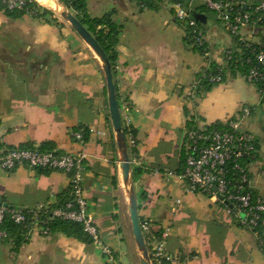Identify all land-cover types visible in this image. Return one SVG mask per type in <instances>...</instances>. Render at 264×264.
I'll use <instances>...</instances> for the list:
<instances>
[{
    "label": "crops",
    "instance_id": "crops-1",
    "mask_svg": "<svg viewBox=\"0 0 264 264\" xmlns=\"http://www.w3.org/2000/svg\"><path fill=\"white\" fill-rule=\"evenodd\" d=\"M174 1L86 0L91 16L111 12L121 26L113 80L122 126L134 130L135 153L127 151L130 179L133 168L142 170L131 185L138 218L148 221L147 245L163 241L175 260L171 264H264L254 234L217 200L185 192L178 177L189 124L224 122L244 106L264 110V99L253 83L229 71L223 82L195 95L199 72L209 63L225 66V53L236 43L215 14L183 0L204 16L205 52L193 49L174 17ZM238 37L264 49V25L244 26ZM77 128L88 131L86 142L74 138ZM115 135L101 62L69 22L52 9L38 17H12L0 5V152L50 141L57 152L84 154V195L102 242L119 264H140ZM256 140L250 185L264 196L262 145ZM68 190L69 176L61 171L0 169L1 204L53 207ZM11 248L0 240V264H106L98 245L62 232L41 235L34 223L17 252Z\"/></svg>",
    "mask_w": 264,
    "mask_h": 264
},
{
    "label": "built area",
    "instance_id": "built-area-1",
    "mask_svg": "<svg viewBox=\"0 0 264 264\" xmlns=\"http://www.w3.org/2000/svg\"><path fill=\"white\" fill-rule=\"evenodd\" d=\"M0 1L8 9H21L25 4V0ZM192 1L213 11L224 29L233 36H238L239 30L244 26H255L258 19L252 17L251 12L248 11L249 8L254 6L255 13L264 11V0ZM173 13L175 19L184 21L193 29L194 44L202 45L203 33L198 28L197 21L191 16L190 8L176 0L173 3ZM232 58L233 51L228 49L225 53V65L232 61ZM255 60L256 65L249 68L245 78L253 84L264 83V51L258 52ZM247 62H250L249 59ZM211 80L219 81V77H213ZM260 93L263 97V92L260 91ZM251 113L250 107H242L235 117L223 122L224 128L221 130L210 129L208 125L188 129L182 145L184 162L178 174L185 184V192L207 195L226 203L228 212L231 210L235 212V221L250 229L256 227L258 222L264 226V196L259 194L253 196L249 192L251 189L249 166L256 159L257 140L251 132L243 128V120ZM73 136L79 143H83L80 133L74 132ZM127 145L128 147L136 146L132 136L129 137ZM84 158L82 153H58L55 150H40L38 147L15 146L0 152L1 170L26 166L30 169L61 171L69 176L72 194L69 201L55 208L43 204L33 208L0 205V240L6 237V232L1 227L6 216L18 224L26 222L31 217L41 235L50 233L48 222L51 219L69 220L80 224L91 243L100 247L106 264H119L114 251L102 242L89 211L83 189ZM131 162L137 163L135 157ZM179 203L180 200H176L175 206L172 207L173 212ZM140 226L142 231L148 229L147 222H143ZM253 234L256 237L258 235L256 231H253ZM148 253L150 258L175 262L174 258L165 251L163 241L157 242L148 249Z\"/></svg>",
    "mask_w": 264,
    "mask_h": 264
},
{
    "label": "trees",
    "instance_id": "trees-1",
    "mask_svg": "<svg viewBox=\"0 0 264 264\" xmlns=\"http://www.w3.org/2000/svg\"><path fill=\"white\" fill-rule=\"evenodd\" d=\"M142 2L144 0H141ZM181 2L184 6L186 4L183 0H177ZM59 3H61L67 10H69L75 18L87 29V31L93 36V38L96 40V42L99 44V46L104 51L110 67L112 71L113 77L115 76V66H116V45L118 42V35L121 30V26L116 24L112 19V13L108 12L98 17L91 16L87 11V3L86 0H58ZM1 8L12 17H19L22 15H30L34 17H38L41 15L46 14L47 12H50V9L45 8L41 5H39L35 0H25V4L21 9H8L6 8L0 1ZM254 6L248 9L249 12H251L252 17L254 19H258L256 21L255 27L264 25V11L260 10L257 13L253 12ZM196 11H206L211 12L215 14L213 11H209L204 6H199ZM195 12H191V16L194 18ZM216 15V14H215ZM195 19V18H194ZM176 22L180 24V26L183 27L185 32V41L188 45H192V48L200 51L201 53H204L205 50V43L202 45L194 44V38H193V29L186 25L184 21L176 19ZM197 26L203 33L202 29V23L197 21ZM233 36V35H232ZM235 39L236 46L232 48L233 51V58L232 61L228 62L225 66L221 67L219 65H216L214 63H209L208 67L201 70L199 74L197 75L196 84H195V95L198 96L202 92L210 91L214 86L224 81L225 73L226 71H229L233 74H239L242 76H246L249 68L252 65H256V54L260 51H264L262 47L259 45L249 43L247 41L240 40L238 36H233ZM249 59V63L247 60ZM261 68V67H260ZM213 77H219V81L211 80ZM254 85L257 87V89L263 92L264 97V83H254ZM115 94L117 102L119 103V96L116 92L115 88ZM192 123V122H190ZM194 126L189 124L188 129L193 128ZM208 128L210 129H218L221 130L224 128L223 122H215L213 124L208 125ZM187 129V130H188ZM122 131L125 135V139L128 135H133L134 138V130L127 129V127L122 126ZM77 133H80L82 135L83 143L86 142L88 139V131L84 128H77ZM127 140V139H126ZM136 143V141H135ZM19 148H32V145L25 144V145H19ZM40 150L44 151H52L53 146L50 141H46L41 143L39 146H37ZM258 147V146H257ZM129 150L130 154L135 153V147H128L127 145V151ZM60 153V152H58ZM182 158L184 162V152L182 149ZM183 163L179 169V172H181ZM36 170H48V169H36ZM142 173V170L140 168L132 169L131 171V179L134 180L137 176H139ZM249 192L256 196L258 195L252 188L249 190ZM147 197L146 192L142 193L141 199H145ZM72 198L71 194V188L69 185V190L64 193L63 195L59 196V200L57 203L51 207L55 208L58 206L63 205L67 201H69ZM221 206H223L226 211L228 212V205L224 202L217 201ZM14 207V206H11ZM231 217L236 219L235 212L231 210L228 212ZM140 225H142L143 222H147L146 220H143L141 217H139ZM236 222V221H235ZM238 225H240L239 222H236ZM33 225V219L30 217L26 220V222L22 224L15 223L13 220L10 219L9 216H6L2 223V229L6 232V237L1 240L3 242H10L12 245L11 250L14 252H17L18 248L27 240V235L30 231V228ZM244 227L245 229L249 230L253 233V231L257 232V237L255 236L256 245L259 248V250L264 255V226L261 224V222H258L256 227L250 229L248 226L240 225ZM48 228L50 232H62L67 236L75 237L85 243H90V238L82 231V228L80 224L69 221V220H61L57 218H53L48 222ZM143 235L145 238L146 244H148L149 239L146 235L145 230H143ZM147 248L149 249L148 245ZM152 264H171L170 262L164 260V259H154L151 258Z\"/></svg>",
    "mask_w": 264,
    "mask_h": 264
},
{
    "label": "water",
    "instance_id": "water-1",
    "mask_svg": "<svg viewBox=\"0 0 264 264\" xmlns=\"http://www.w3.org/2000/svg\"><path fill=\"white\" fill-rule=\"evenodd\" d=\"M56 4H61L58 2V0H54ZM62 5V4H61ZM63 9L59 11L60 16L69 22L71 27L74 29V31L78 34V36L91 48V50L94 52V54L99 58L101 62V67L105 76L106 81V91H107V102H108V109H109V116L110 121L113 127V130L115 131L116 136V146L120 153V169L122 173V181L124 184L125 191L128 196V204H129V217L131 221V228L134 236V241L137 246V250L140 254V262L141 264H152L151 258L148 253L147 244L145 242V238L143 235V231L140 226L138 213H137V203H136V197L134 193L133 186L131 185V179H130V161L129 156L127 152V143L125 139V135L122 131V122H121V116L119 111V105L116 99L115 94V83L113 80V75L111 71V67L109 64V61L102 50V48L99 46V44L96 42V40L93 38V36L87 31V29L75 18V16L67 10L63 5ZM194 18L196 21L202 23L204 21L203 14H195ZM6 206L7 204H1Z\"/></svg>",
    "mask_w": 264,
    "mask_h": 264
},
{
    "label": "rangeland",
    "instance_id": "rangeland-1",
    "mask_svg": "<svg viewBox=\"0 0 264 264\" xmlns=\"http://www.w3.org/2000/svg\"><path fill=\"white\" fill-rule=\"evenodd\" d=\"M40 4V3H39ZM41 6L45 8H49L50 6L42 5ZM49 9H52L56 12H59L63 9L61 5H59V8L50 7ZM209 19L211 18V14H208ZM242 78V77H240ZM243 80V78H242ZM244 81V80H243ZM246 86H251L249 83H245ZM245 125V127H244ZM243 128H248V130L257 138H259V141L262 145V152H260L259 157L260 161L264 164V110L261 109L259 106H256L254 111L251 114V117L247 118L243 122ZM141 264V263H140Z\"/></svg>",
    "mask_w": 264,
    "mask_h": 264
},
{
    "label": "bare ground",
    "instance_id": "bare-ground-1",
    "mask_svg": "<svg viewBox=\"0 0 264 264\" xmlns=\"http://www.w3.org/2000/svg\"><path fill=\"white\" fill-rule=\"evenodd\" d=\"M38 3L42 4V5H46V6H50V7H54L57 8L56 3H54L53 0H36ZM49 7V8H50ZM55 10V9H54Z\"/></svg>",
    "mask_w": 264,
    "mask_h": 264
}]
</instances>
